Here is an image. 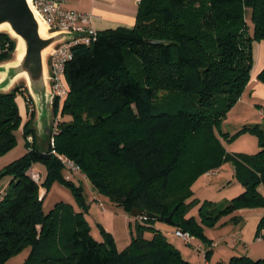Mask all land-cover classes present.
<instances>
[{
	"label": "trees",
	"instance_id": "16d2710c",
	"mask_svg": "<svg viewBox=\"0 0 264 264\" xmlns=\"http://www.w3.org/2000/svg\"><path fill=\"white\" fill-rule=\"evenodd\" d=\"M248 9L253 33L246 23ZM262 41L264 0H142L135 26L101 31L91 46L74 49L66 68L70 92L61 111L62 118L72 119L61 120L55 146L49 144V160L39 158L36 110L26 86L0 93V155L15 147L18 130L28 150L0 171V179H11L0 203V264L28 247L25 264H192L157 222L170 217L176 229L212 247L204 226L214 227L241 208L264 209L263 129L250 128L261 149L252 156H225L215 134L248 87L253 45ZM16 47L8 34L0 33V63L11 60ZM258 80L264 83V70ZM18 96L30 104L24 124ZM177 126L183 128L173 143L169 136ZM198 149H205L209 158L219 152L230 160L244 187L224 209L196 199L188 203L193 176L184 164ZM64 159L75 162L115 206L129 215L134 208L145 212L134 217L137 234L125 251L117 249L104 228L102 241L93 237L83 183L66 178ZM36 162L47 167L43 184L33 171ZM177 173H184L178 182ZM54 182L72 189L81 212L63 202L44 211V196ZM196 204L201 224L187 217ZM263 230L264 215L258 237ZM212 251L205 252L207 262ZM231 264H264V258L234 257Z\"/></svg>",
	"mask_w": 264,
	"mask_h": 264
},
{
	"label": "rangeland",
	"instance_id": "374dc122",
	"mask_svg": "<svg viewBox=\"0 0 264 264\" xmlns=\"http://www.w3.org/2000/svg\"><path fill=\"white\" fill-rule=\"evenodd\" d=\"M246 23L253 33L254 28L250 9L247 10ZM253 55L254 68L252 75L259 77L264 70V41L254 43ZM18 86L23 89L25 82L20 81ZM241 98L242 100L240 99L227 113L226 117L215 127V134L225 156H252L261 150L259 136L250 130V128L260 126L264 131V121L260 120L259 108L257 107H264V100L253 101L248 94L242 95ZM25 101L27 115L29 116L31 112L29 109L30 104L26 98ZM71 119V117H66L62 118V121L69 122ZM182 128L181 126H177L174 129L172 135L169 136L171 142L175 143L174 141L177 139L179 131H182ZM180 134H182V137L185 135L184 132ZM16 137L17 143L15 147L8 153L0 155V171L24 156L28 151L27 140L22 130L16 132ZM49 144V139L45 143H42L39 138L36 139L38 149L45 154H47ZM205 156L208 157L205 149L192 150L188 157L190 162L184 164L185 169L191 171L190 173L193 176L192 182L189 185V191L192 193V196L188 199V203L196 199L200 201V205L212 202L224 209L228 203L244 192V187L237 180L233 163L230 160H226L218 152L213 158L208 157L203 162H199ZM33 171L40 184H43L47 176L46 165L36 162L33 166ZM64 174L66 178L74 181L76 184L83 183L84 195L87 202V212L85 215L91 227L93 237L98 241H102V228H104L113 235L117 249L120 252L125 251L132 242V234L134 236L137 234L136 219L129 215L122 207L112 204L108 195L101 193L95 188L82 173L74 175L65 169ZM183 175L184 173H177L174 178L178 182ZM4 179H0V184ZM45 192V188L42 187L41 194L44 195ZM61 202L72 205L76 212L82 211L76 202L72 189L59 182H54L44 196L43 209L46 213H49ZM200 205H193L189 209L187 217L195 218L201 224ZM263 215L264 209L260 207L241 208L234 214L219 219L214 227L204 226V235L207 240L212 242V247H208L199 238H194L193 245H200L206 251L213 249L209 256L208 264H231L232 258L242 256L249 257L254 261L263 259L264 239L258 240L257 236V227ZM156 227L167 230V237L179 248L186 260L192 264H206L207 260L203 255V250L198 251L195 247L187 246L180 238L173 234L176 227L162 222H157ZM168 232L170 233L167 234ZM146 238L150 239L151 234H147ZM30 253L31 247H28L21 253L13 256L7 264H25Z\"/></svg>",
	"mask_w": 264,
	"mask_h": 264
},
{
	"label": "water",
	"instance_id": "95a60500",
	"mask_svg": "<svg viewBox=\"0 0 264 264\" xmlns=\"http://www.w3.org/2000/svg\"><path fill=\"white\" fill-rule=\"evenodd\" d=\"M0 33L8 34L17 45L14 58L0 63V93H10L20 81L25 82L36 110L38 136L47 141L51 133L54 105L49 56L55 46L79 34L48 33L44 21L34 11L31 0H0ZM39 158L49 160L52 155L41 153ZM131 215L140 218L146 214L134 208ZM147 216L153 217L151 214ZM166 223L174 226L170 217Z\"/></svg>",
	"mask_w": 264,
	"mask_h": 264
},
{
	"label": "built area",
	"instance_id": "2783aa9c",
	"mask_svg": "<svg viewBox=\"0 0 264 264\" xmlns=\"http://www.w3.org/2000/svg\"><path fill=\"white\" fill-rule=\"evenodd\" d=\"M137 1L141 2L142 0ZM31 2L34 11L44 21L48 33L56 34L68 32L79 34V36L55 46L48 60L54 105L58 103L59 107L58 114H54L53 105V120L49 143L51 147H54L56 136L60 131L62 120L61 111L70 92V87L66 78L67 65L74 59V49L79 46H91L97 39L99 32L93 25V16L91 14L67 10L61 6L59 0H31ZM260 115L261 118L264 119V109L261 111ZM32 140L33 138L30 137L29 141ZM52 153L54 154L56 152L53 151ZM63 163L71 174L77 175L81 173V168L75 162L64 159ZM4 195L5 190L0 192V203ZM173 234L180 238L187 246L193 245L194 237L181 228H177ZM262 239H264V230L258 237V240ZM195 248L198 251H202L200 246H196ZM205 252L206 251L203 252L204 257Z\"/></svg>",
	"mask_w": 264,
	"mask_h": 264
},
{
	"label": "crops",
	"instance_id": "0c3cea01",
	"mask_svg": "<svg viewBox=\"0 0 264 264\" xmlns=\"http://www.w3.org/2000/svg\"><path fill=\"white\" fill-rule=\"evenodd\" d=\"M61 6L67 10L88 13L93 16V25L98 32L116 29L118 27H133L136 24L140 2L137 0H59ZM250 95L253 101L264 100V83L258 80V77L252 75V79L246 88L243 96ZM242 100V98H241ZM17 103L20 114L23 118V124L27 121L26 101L22 96L17 97ZM257 105V104H256ZM259 114L264 109L257 106ZM260 120L264 121L261 118ZM38 136V133H37ZM42 143H45L39 136ZM217 172V170H216ZM11 179L6 178L0 184V192L6 190ZM160 229V228H159ZM166 233V229H161ZM170 233V232H168ZM208 264V262H206Z\"/></svg>",
	"mask_w": 264,
	"mask_h": 264
}]
</instances>
